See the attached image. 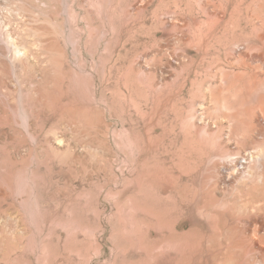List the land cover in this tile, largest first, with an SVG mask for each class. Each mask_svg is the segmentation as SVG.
Masks as SVG:
<instances>
[{
  "label": "rangeland",
  "instance_id": "obj_1",
  "mask_svg": "<svg viewBox=\"0 0 264 264\" xmlns=\"http://www.w3.org/2000/svg\"><path fill=\"white\" fill-rule=\"evenodd\" d=\"M55 5L0 57V264H264V0Z\"/></svg>",
  "mask_w": 264,
  "mask_h": 264
},
{
  "label": "bare ground",
  "instance_id": "obj_2",
  "mask_svg": "<svg viewBox=\"0 0 264 264\" xmlns=\"http://www.w3.org/2000/svg\"><path fill=\"white\" fill-rule=\"evenodd\" d=\"M57 1L58 0H0V39L7 44L6 50L0 48V57H5L7 52H9V60H11L13 64L25 61L29 50L22 37L15 33L13 29L14 24L22 16H25L30 22L34 21L35 17L42 16L46 10L53 12L59 11L58 7L55 5ZM24 112L26 113L27 111L24 110Z\"/></svg>",
  "mask_w": 264,
  "mask_h": 264
}]
</instances>
